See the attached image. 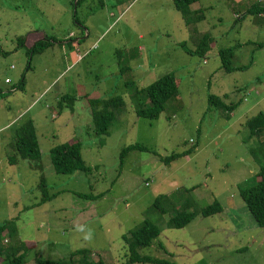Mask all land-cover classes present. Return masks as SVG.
I'll use <instances>...</instances> for the list:
<instances>
[{"label": "rangeland", "instance_id": "rangeland-1", "mask_svg": "<svg viewBox=\"0 0 264 264\" xmlns=\"http://www.w3.org/2000/svg\"><path fill=\"white\" fill-rule=\"evenodd\" d=\"M74 1L0 0V224L16 218L18 227L8 243L29 242L24 264H35L36 254L68 258L79 248L91 250L95 262L124 264L122 235L147 218L161 232L139 250L142 255L179 264H264V227L239 195L256 183L264 165V133L252 136L245 125L264 113V17L229 0L192 4V10L201 7L214 40L204 63L178 46L186 41L192 47V41L172 0H83L77 8ZM237 11L243 14L239 20ZM75 12L81 27L73 22ZM38 32L60 43L34 54L27 69L25 48L17 47L16 39ZM68 39L76 46H68ZM228 47H234L233 65L249 67L225 72L218 51ZM117 50L120 63L129 66L123 74ZM72 53L79 56L75 62ZM167 72L178 80V96L156 120L137 117L134 90L125 83L144 88ZM22 76L24 89L15 90ZM65 95L73 101L61 104ZM210 95L238 105L227 112L210 104ZM113 96L124 99L125 109L101 145L88 99ZM28 119L36 128L48 195L55 194L42 203L34 162L8 161L15 153V131ZM70 139L80 142L89 173L54 172L49 150ZM133 143L149 150L130 151L120 163L121 149ZM194 145L193 152L168 165L153 154ZM161 194L170 196L168 211L186 200L194 204L190 211L214 200L223 210L171 228L170 211L160 214L153 207Z\"/></svg>", "mask_w": 264, "mask_h": 264}, {"label": "trees", "instance_id": "trees-1", "mask_svg": "<svg viewBox=\"0 0 264 264\" xmlns=\"http://www.w3.org/2000/svg\"><path fill=\"white\" fill-rule=\"evenodd\" d=\"M82 1L83 0H76L75 7L77 8ZM195 2H199V0H172L174 8L180 13L185 26H187L190 31V40L192 41V47H188L186 41L179 42L178 46L188 55L204 59L214 40L208 30L200 31L198 29L197 23L203 19L204 16L200 7L194 10L190 8ZM250 8V14H257L261 10L256 2L252 4ZM73 22L81 27V22L78 20L76 12L73 15ZM16 40L17 47L25 48L28 60L27 69H30V59L34 54L42 53L47 48L53 46V44L60 43V41L54 36L43 33L35 34V36L30 37H18ZM66 42L67 45L70 46L73 41L68 39ZM261 45H264V43ZM233 49L234 47H228L225 49H219L218 51L221 67L225 72L244 70L249 67L248 65L232 64V58L234 56ZM115 54L118 58L119 70L123 74L126 70H129V66L120 63L122 61V56L119 54V50H117ZM125 84L126 86H131L135 93V115L147 120H156L160 113L164 111L166 102L171 98H176L179 94L178 80L172 72L163 74L144 88H138L133 81H127ZM24 85L25 80L22 76L19 83L14 86V89L23 91ZM242 90H244V88ZM224 97H226V95H224ZM66 98L68 101H73L72 96L65 95L60 99L61 104L64 103ZM208 102L227 112L233 111L238 105V103L226 104L216 95H210L208 97ZM88 105L91 110L95 135L100 137V144L102 145L104 144V138L109 134V130L116 117L120 115L121 112L123 113L125 109V101L120 96L89 98ZM245 125L250 129V134L252 136L263 134L264 113L262 111L258 112L257 115L247 119ZM12 147L15 153L8 158L10 164H16L19 159H27L34 162V165L32 166L39 170L40 179L37 187L42 193L40 202L42 203L54 197L55 194H52L51 196L48 195L46 179L40 168V148L33 119H28L19 125L15 131ZM195 147L196 145L182 152H173L166 156H162L155 151H153V154L156 155L162 163L168 165L170 162L190 154L194 151ZM133 150L148 151L149 149L141 143L127 145L120 151V163H122L123 158L127 153ZM49 153L53 170L57 174H72L74 171L89 173L91 170V167L86 165L82 159L81 144L77 140L70 139L68 142L56 145L49 150ZM255 175L256 183L250 187L240 189L239 195L255 220V223L259 227H264V165L260 166ZM145 183L148 185V182ZM100 195H102V193L96 196L81 194L79 196L83 198H91ZM169 198L170 196L168 197L165 194L158 195L153 202V207L156 208L160 214H166L168 211L166 208L168 206L166 200ZM193 205V203L191 204L186 200L181 201L178 207L176 204L171 206L172 209H169L171 215L167 220V226L181 229L189 224L198 214L207 217L215 213H220L223 210L222 205L216 200L199 210H188V208L191 206L193 207ZM160 232V228L155 221L146 218L139 226L130 230L128 234L122 235V240L125 243L124 246L126 249L125 256L127 257L124 264H179L173 260L151 257L139 253L141 248L150 246L152 241L159 236ZM17 235L18 227L16 224V218H10L0 224V264L25 263L26 251L31 248L27 246V243L29 242H26V240H18V243L11 244ZM6 237H8L7 242H3V239ZM9 238L12 241L10 244L8 243ZM91 255V250H88L87 248H79L74 250L68 258L49 259L36 254L34 256V262L35 264H105L101 259L95 262L91 258Z\"/></svg>", "mask_w": 264, "mask_h": 264}, {"label": "crops", "instance_id": "crops-1", "mask_svg": "<svg viewBox=\"0 0 264 264\" xmlns=\"http://www.w3.org/2000/svg\"><path fill=\"white\" fill-rule=\"evenodd\" d=\"M227 1V0H226ZM229 1H232V2H234V3H236V4H243V6L244 5H247V7H246V11H247V13H249V10L251 9L250 7H251V5L252 4H254L255 3V1L256 0H229ZM197 2H195L194 4H196ZM199 8V7H198ZM201 8V7H200ZM243 14L240 12V11H237V12H235L234 13V18L235 19H240V18H242L243 16H242ZM256 15H258V16H260V17H264V15H261V14H256ZM197 24H199V25H202L203 26V28L202 29H199V27H198V29L200 30V31H207V26L204 24V18L203 19H201ZM70 46H72V47H74V46H76V43L73 41L72 43H71V45ZM210 51V50H209ZM209 51L206 53V55L209 53ZM79 58V56L77 55V54H75V53H72V59H73V62H75V61H77V59ZM204 60H205V62H206V59L204 58L203 59V62H204ZM204 62V63H205ZM238 90H242V88H238ZM33 103H31L30 105H32ZM232 203V202H231ZM230 203V204H231Z\"/></svg>", "mask_w": 264, "mask_h": 264}, {"label": "built area", "instance_id": "built-area-1", "mask_svg": "<svg viewBox=\"0 0 264 264\" xmlns=\"http://www.w3.org/2000/svg\"><path fill=\"white\" fill-rule=\"evenodd\" d=\"M255 2L259 5V7L261 9L258 14L264 15V0H256ZM204 62H205V60H204ZM6 81H8V79H6ZM145 184H147V183H145Z\"/></svg>", "mask_w": 264, "mask_h": 264}, {"label": "clouds", "instance_id": "clouds-1", "mask_svg": "<svg viewBox=\"0 0 264 264\" xmlns=\"http://www.w3.org/2000/svg\"><path fill=\"white\" fill-rule=\"evenodd\" d=\"M3 241H4V242H7V238H4Z\"/></svg>", "mask_w": 264, "mask_h": 264}, {"label": "water", "instance_id": "water-1", "mask_svg": "<svg viewBox=\"0 0 264 264\" xmlns=\"http://www.w3.org/2000/svg\"><path fill=\"white\" fill-rule=\"evenodd\" d=\"M74 5H76V0L74 1Z\"/></svg>", "mask_w": 264, "mask_h": 264}]
</instances>
